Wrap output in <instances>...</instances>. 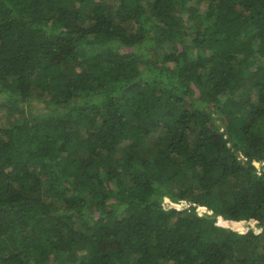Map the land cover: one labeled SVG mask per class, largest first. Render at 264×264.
Here are the masks:
<instances>
[{
	"label": "trees",
	"instance_id": "16d2710c",
	"mask_svg": "<svg viewBox=\"0 0 264 264\" xmlns=\"http://www.w3.org/2000/svg\"><path fill=\"white\" fill-rule=\"evenodd\" d=\"M0 264H264V0H0Z\"/></svg>",
	"mask_w": 264,
	"mask_h": 264
},
{
	"label": "rangeland",
	"instance_id": "374dc122",
	"mask_svg": "<svg viewBox=\"0 0 264 264\" xmlns=\"http://www.w3.org/2000/svg\"><path fill=\"white\" fill-rule=\"evenodd\" d=\"M199 8L201 9V12H203V10L205 9L204 8V5H201V4H199ZM41 110V112H43L44 110H42V109H39V111ZM62 113H68L67 112V110H63L62 109ZM180 203H178V205H179ZM175 206H177V205H175ZM181 206H183L184 208H186L187 206H188V204L187 203H184V204H181Z\"/></svg>",
	"mask_w": 264,
	"mask_h": 264
},
{
	"label": "water",
	"instance_id": "95a60500",
	"mask_svg": "<svg viewBox=\"0 0 264 264\" xmlns=\"http://www.w3.org/2000/svg\"><path fill=\"white\" fill-rule=\"evenodd\" d=\"M256 165L259 166V163L256 162Z\"/></svg>",
	"mask_w": 264,
	"mask_h": 264
}]
</instances>
